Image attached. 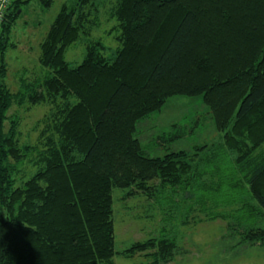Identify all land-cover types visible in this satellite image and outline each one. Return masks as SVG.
<instances>
[{
  "label": "trees",
  "instance_id": "obj_1",
  "mask_svg": "<svg viewBox=\"0 0 264 264\" xmlns=\"http://www.w3.org/2000/svg\"><path fill=\"white\" fill-rule=\"evenodd\" d=\"M30 1L12 0L0 34V264H115L116 254L139 253L171 263L177 234L116 251L115 189L154 202L167 188L180 191L192 199L182 225L198 206L205 218L233 219L229 229L241 230L243 243L264 245V227L242 229L233 215H264V0H113L119 46L107 56L91 40L76 66L66 52L91 33L98 8L95 0L64 3L40 44L47 73L23 78L14 92L6 52ZM176 95L203 96L230 168L215 143L146 152L138 123ZM40 104L50 110L38 141L23 142L10 111ZM227 179L249 193L229 212L217 210L233 206L232 192L220 190Z\"/></svg>",
  "mask_w": 264,
  "mask_h": 264
},
{
  "label": "rangeland",
  "instance_id": "obj_2",
  "mask_svg": "<svg viewBox=\"0 0 264 264\" xmlns=\"http://www.w3.org/2000/svg\"><path fill=\"white\" fill-rule=\"evenodd\" d=\"M76 0H53L50 7H45L41 0H31L19 10V17L12 28L10 45L6 52L8 73L6 82L16 92L23 78L32 79L47 73L48 69L40 65V44L49 30L64 3L72 4ZM113 0H95L98 8L89 35H83L66 52V59L76 66L85 56L87 44L91 40H101L106 46V55L112 56L119 46L117 36V20L109 15ZM49 105H27L21 108L14 106L10 114L20 116L22 141L35 144L39 138L40 120L48 114ZM137 137L150 156H163L171 151L193 150L204 143L218 144L216 153L230 168L227 152L219 146L221 132L218 130L212 110L205 104L202 95H176L168 98L163 107L142 119L137 126ZM179 135L174 139L169 137ZM222 160V161H223ZM216 180H214V183ZM213 183V184H214ZM224 189L232 192V207L221 206L226 212L235 210L240 205V196L247 195V185L234 190L230 180L224 182ZM218 185V183H217ZM172 189L156 194L157 202L146 194L124 199L125 190L114 191V222L116 251L124 250L135 241H143L150 237L174 236L178 243V252L169 264H264V245L243 243L241 230L229 229L228 222L233 219L205 218L198 206L189 213V225H182L181 219L189 209L192 199H184L180 191ZM219 190V191H220ZM189 195V193H186ZM191 197V196H190ZM230 199V200H231ZM210 203V202H209ZM248 212V211H247ZM247 212H239L234 216L240 228L248 223L264 227V215L249 216ZM167 216H173L169 221ZM200 219H204L199 221ZM230 220V221H229ZM166 226V228H165ZM173 231V234L170 232ZM115 264H150L152 259L142 253L132 257L116 254ZM163 264V263H161Z\"/></svg>",
  "mask_w": 264,
  "mask_h": 264
},
{
  "label": "built area",
  "instance_id": "obj_3",
  "mask_svg": "<svg viewBox=\"0 0 264 264\" xmlns=\"http://www.w3.org/2000/svg\"><path fill=\"white\" fill-rule=\"evenodd\" d=\"M12 0H0V34H1V28L2 24L5 21L7 9L10 6Z\"/></svg>",
  "mask_w": 264,
  "mask_h": 264
},
{
  "label": "water",
  "instance_id": "obj_4",
  "mask_svg": "<svg viewBox=\"0 0 264 264\" xmlns=\"http://www.w3.org/2000/svg\"><path fill=\"white\" fill-rule=\"evenodd\" d=\"M19 12H20V11H19ZM19 12H18V13H19Z\"/></svg>",
  "mask_w": 264,
  "mask_h": 264
}]
</instances>
